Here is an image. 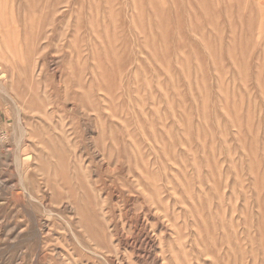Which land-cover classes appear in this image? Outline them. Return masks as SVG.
<instances>
[{"label": "rangeland", "instance_id": "1", "mask_svg": "<svg viewBox=\"0 0 264 264\" xmlns=\"http://www.w3.org/2000/svg\"><path fill=\"white\" fill-rule=\"evenodd\" d=\"M0 264H264V0H0Z\"/></svg>", "mask_w": 264, "mask_h": 264}, {"label": "bare ground", "instance_id": "2", "mask_svg": "<svg viewBox=\"0 0 264 264\" xmlns=\"http://www.w3.org/2000/svg\"><path fill=\"white\" fill-rule=\"evenodd\" d=\"M2 60H3V57H2ZM5 60V59H4ZM9 96V95H8ZM12 101H13V99H12ZM26 134V133H25ZM24 135V134H23ZM19 166V165H18ZM20 171V170H19ZM20 174H21V171H20ZM23 174H25V173H23ZM22 176V175H21ZM23 177H24V175H23Z\"/></svg>", "mask_w": 264, "mask_h": 264}]
</instances>
